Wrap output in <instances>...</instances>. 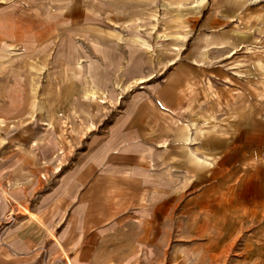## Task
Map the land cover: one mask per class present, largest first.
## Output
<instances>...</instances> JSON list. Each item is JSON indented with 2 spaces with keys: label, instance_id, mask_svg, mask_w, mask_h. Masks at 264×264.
Listing matches in <instances>:
<instances>
[{
  "label": "rangeland",
  "instance_id": "obj_1",
  "mask_svg": "<svg viewBox=\"0 0 264 264\" xmlns=\"http://www.w3.org/2000/svg\"><path fill=\"white\" fill-rule=\"evenodd\" d=\"M23 206L72 264H264V0H0V243Z\"/></svg>",
  "mask_w": 264,
  "mask_h": 264
},
{
  "label": "crops",
  "instance_id": "obj_2",
  "mask_svg": "<svg viewBox=\"0 0 264 264\" xmlns=\"http://www.w3.org/2000/svg\"><path fill=\"white\" fill-rule=\"evenodd\" d=\"M165 142L164 140L161 141ZM25 208L29 210L34 216H30L25 212ZM23 215L17 216L15 219L17 223L4 233V240L0 243V248H5L8 254H4L1 263L4 264H36L40 263L39 255L42 253L43 248L39 246L47 239V235L57 244L61 254L65 260V264H72V261L61 243L60 239L53 232L51 226H49L40 215L31 210L27 206H23ZM27 218V219H26ZM28 218L30 220H28ZM45 231V232H43ZM44 235L41 236V233ZM7 238V239H6ZM6 239V240H5ZM3 245V247L1 246ZM12 253V254H10ZM24 254V255H18ZM14 255V256H13ZM45 261L48 260L43 258Z\"/></svg>",
  "mask_w": 264,
  "mask_h": 264
}]
</instances>
